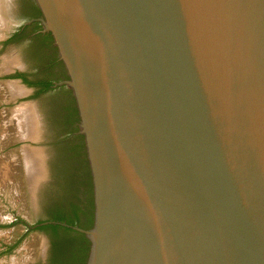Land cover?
I'll return each mask as SVG.
<instances>
[{"label":"water","instance_id":"obj_1","mask_svg":"<svg viewBox=\"0 0 264 264\" xmlns=\"http://www.w3.org/2000/svg\"><path fill=\"white\" fill-rule=\"evenodd\" d=\"M76 110L85 264H264V0H32Z\"/></svg>","mask_w":264,"mask_h":264},{"label":"rangeland","instance_id":"obj_2","mask_svg":"<svg viewBox=\"0 0 264 264\" xmlns=\"http://www.w3.org/2000/svg\"><path fill=\"white\" fill-rule=\"evenodd\" d=\"M2 1L0 11L4 12ZM2 12L0 40L10 27ZM5 53L0 51V264H37L42 235L28 232L22 221L32 224L35 220L32 193L48 171L47 155L53 160L50 169L61 192L73 186L71 193L82 207L88 206L90 198L87 165L70 94L64 89L36 94L35 110L25 103L28 91L5 79L12 68L11 57ZM45 54L51 56L49 47ZM42 196L47 198V194Z\"/></svg>","mask_w":264,"mask_h":264},{"label":"flooded vegetation","instance_id":"obj_3","mask_svg":"<svg viewBox=\"0 0 264 264\" xmlns=\"http://www.w3.org/2000/svg\"><path fill=\"white\" fill-rule=\"evenodd\" d=\"M2 2L4 12L2 10L0 12L4 13V21L10 27L8 34L0 40V51L7 52L5 54L9 55L12 61V68L4 77L6 80L18 82L26 89L29 100L25 103L37 110L34 99L36 94L67 90L66 87L58 85L65 78V73L48 34L42 31L40 23L36 21L39 13L34 2L32 0H4ZM48 47L52 51L51 56L45 54ZM44 63L46 64L42 67ZM15 74H22L27 81L33 84H26L22 77H12ZM45 161L47 162V168L46 164L45 168L48 171L45 172V177L32 193V196H35V202H33L35 220L32 224L22 221L28 232L37 231L42 235L43 242L37 264H49L53 252L52 242L62 235V231L42 230L39 229L40 226L52 224L72 230H75V227L84 229L88 224L89 214L87 207L79 206L74 200L75 194H72L70 190L67 193L61 192L62 189L57 184L56 175L54 177L50 169V162L53 160H49V155H47ZM43 194H47V198H42ZM53 218L56 220H51ZM68 220L73 221L74 224H66Z\"/></svg>","mask_w":264,"mask_h":264},{"label":"trees","instance_id":"obj_4","mask_svg":"<svg viewBox=\"0 0 264 264\" xmlns=\"http://www.w3.org/2000/svg\"><path fill=\"white\" fill-rule=\"evenodd\" d=\"M49 39L51 40L50 36L47 35ZM12 77H22L24 82L28 85H31L33 83L27 81L22 74H15ZM64 87V86H63ZM67 92L70 94L69 90ZM71 96V95H70ZM72 111L74 115V120L77 122V116H76V110L74 108V105L72 106ZM77 130V128H76ZM78 138L80 136L78 135ZM81 139V138H80ZM81 148H82V144ZM87 174V186L89 187V193H90V198L88 199V224L86 227H84L85 230L91 228L92 226V200H91V187H90V182H89V176H88V171L86 170ZM74 187H70L67 189L69 192H72ZM73 207V206H72ZM59 220V218H57ZM51 220H56V219H51ZM66 224L68 225H73V221H66ZM39 229L45 230L49 229L53 232L56 231H62V235L60 236L59 239L56 241L52 242V256L49 260V264H85L86 258H87V253H88V241L84 237L82 233H79L78 231L72 230L67 227H62L59 225H52V224H47L44 226H40ZM18 243V242H17ZM16 243V244H17ZM14 244L13 246H15ZM13 246L9 247L5 253H9Z\"/></svg>","mask_w":264,"mask_h":264}]
</instances>
